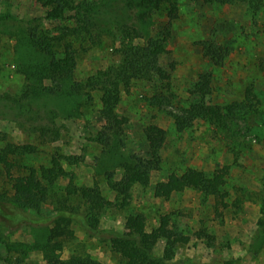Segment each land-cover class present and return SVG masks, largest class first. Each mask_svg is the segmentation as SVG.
<instances>
[{"label":"trees","instance_id":"1","mask_svg":"<svg viewBox=\"0 0 264 264\" xmlns=\"http://www.w3.org/2000/svg\"><path fill=\"white\" fill-rule=\"evenodd\" d=\"M199 1L242 5L252 11L254 20L264 9V0ZM36 3L43 13L27 18L0 11V35L10 38L12 65L23 79L15 92H0V120L7 118L34 134L41 144L53 143L56 149L48 162L33 161L31 158L42 152L39 142H20L0 128V175L6 185L0 189V218L10 221L20 212L27 213L29 222L32 216L45 220L40 226L44 228L29 245L42 252L43 264H107L88 251L87 241L95 237L106 240L110 250L119 253L122 264H179L176 249L167 240L176 238L187 244L192 237L173 226L178 213L161 212L152 220L147 212L135 207L134 201L141 191L168 200L180 189H191L200 194L202 204L197 207L201 216L196 232L208 245L217 244L221 250L225 240L216 230L209 231V215L223 222L226 215L243 208L250 190L241 187L242 192L237 194L229 188L231 164L213 171L187 165L156 180L163 166L168 129L155 122L145 124L141 152L132 149L128 146V122L119 107L134 84L144 81L149 87L143 96L146 104L164 110L176 132L183 134L192 124L201 122L240 145L245 137L259 134L264 127L263 95L249 87L238 100H214L215 76L208 70L198 74L183 101L174 84L176 61L166 59L171 53L173 24L180 18L179 0ZM217 34L214 29L209 36L196 40V51L208 59H224L229 47L220 45ZM108 41L123 46L117 62L78 78L82 54ZM3 70L0 64V75ZM89 112L94 117L86 124L93 128L87 139L100 148L91 162V183L80 179L78 173L79 167L86 165V146L79 154L59 147L69 123L87 120ZM262 186L256 197L261 215L250 245L255 253L264 248V183ZM114 211L124 213L121 231L102 227ZM80 229L84 238L78 235ZM101 233L107 234L100 237ZM7 247L11 245L7 243ZM66 249L70 251L68 256L63 254ZM6 261L7 255L0 264ZM236 263L233 257L219 263L190 264Z\"/></svg>","mask_w":264,"mask_h":264},{"label":"rangeland","instance_id":"2","mask_svg":"<svg viewBox=\"0 0 264 264\" xmlns=\"http://www.w3.org/2000/svg\"><path fill=\"white\" fill-rule=\"evenodd\" d=\"M179 2L180 18L173 24L171 53L166 59L176 61V69L173 71L174 84L183 101L185 102L191 93L192 84L198 74L211 70L215 76L214 100L220 102L238 100L244 97L246 88L251 87L263 95L261 105L264 109V9L254 20L252 11L246 10L242 5L203 4L199 0ZM0 11H10L20 18L43 13L36 0H0ZM214 29L218 33L220 45L225 43L229 47L225 58L221 60L203 57L193 44L196 40L209 36ZM0 37L2 38L0 64L4 65L3 74L0 75V92L4 90L15 92L21 88L23 79L21 75L16 74L12 65L13 49L10 38L7 35ZM122 50L123 46L108 41L103 47H94L84 52L79 60L77 77L82 79L100 67L117 62ZM148 91L149 87L144 81L135 83L131 93L124 96L119 113L128 122V146L139 152L143 146L145 124L155 122L168 129L169 139L163 150V166L160 174L154 177L156 180L165 178L173 170L181 171L187 165L213 171L225 164H231L229 188L237 194L242 192L241 187L247 186L250 191L245 195L243 208L237 213L231 212L226 215L223 222L214 214L209 215V231L216 230L225 240L221 250H218L217 244L208 245L196 232L195 225L201 216L197 207L202 205L199 193L183 188L168 200H164L141 191L135 195V207L147 212L152 220L157 219L161 212L178 213L174 215L173 226L184 233H191L192 237L187 244L180 243L176 238L167 240V244L176 249L179 264H190L192 261L219 263L233 257L237 261L236 264H248L252 261L264 264V248L258 253L250 250L256 222L261 215L256 197L264 183V127L259 134L245 137L240 145H235L231 139L215 134L201 122L192 124L186 132L179 134L172 118L164 110L146 104L143 96ZM86 117L87 120L69 123L59 147L79 154L86 146L84 152L87 158L86 165L79 167L78 173L80 179L91 183L94 182L91 162L95 155L99 154L100 148L87 139L93 128L86 124L94 115L89 112ZM252 120L255 123L254 117ZM0 128L10 132L13 138L20 142H39L42 152L31 158L33 161L48 162L52 151L56 149L53 143L41 144L34 134L7 118L0 120ZM232 146L235 148L231 149ZM3 181L5 180L0 175V189L6 186ZM104 191L110 194L109 190ZM114 212L104 219L102 227L121 231L124 229V213ZM26 214L19 212L10 221L0 218V259L7 255L6 264L44 263L42 252L29 245L34 241L35 235L44 228L40 226L45 220L32 216V221L29 222ZM76 227L80 228L78 225ZM83 234L80 229L79 237L84 238ZM105 234L101 233L100 237ZM7 243L11 248L7 247ZM87 243L88 251L103 262L122 264L119 253L111 251L106 240L95 237L90 238ZM63 254L68 256L70 251L66 249Z\"/></svg>","mask_w":264,"mask_h":264}]
</instances>
